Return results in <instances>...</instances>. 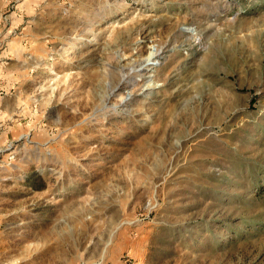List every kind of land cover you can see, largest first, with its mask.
I'll list each match as a JSON object with an SVG mask.
<instances>
[{
	"label": "rangeland",
	"instance_id": "1",
	"mask_svg": "<svg viewBox=\"0 0 264 264\" xmlns=\"http://www.w3.org/2000/svg\"><path fill=\"white\" fill-rule=\"evenodd\" d=\"M0 264H264V0H0Z\"/></svg>",
	"mask_w": 264,
	"mask_h": 264
},
{
	"label": "bare ground",
	"instance_id": "2",
	"mask_svg": "<svg viewBox=\"0 0 264 264\" xmlns=\"http://www.w3.org/2000/svg\"><path fill=\"white\" fill-rule=\"evenodd\" d=\"M99 44H100V43H99ZM92 50H93V49H92ZM93 54H94V53H93ZM86 55H87V54H86ZM78 57H79V56H78ZM81 57H82V55H81ZM84 57H85V56H84ZM82 58H83V57H82ZM83 60H84V58H83ZM80 61H81V60H80ZM142 62H143V61H142ZM132 67H133V66H132ZM51 80H52V79H51ZM151 94H152V93H151ZM147 96H150V95H147ZM147 96H146V97H147ZM143 103H144V104H148V101L146 100V101H144ZM138 113H139V112H138Z\"/></svg>",
	"mask_w": 264,
	"mask_h": 264
}]
</instances>
